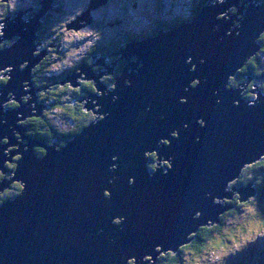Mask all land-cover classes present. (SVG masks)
Here are the masks:
<instances>
[{"label":"water","instance_id":"1","mask_svg":"<svg viewBox=\"0 0 264 264\" xmlns=\"http://www.w3.org/2000/svg\"><path fill=\"white\" fill-rule=\"evenodd\" d=\"M107 1L92 0L91 7ZM212 1L193 20L120 45L114 55L127 63L121 74L108 69L114 88L101 80L96 64L83 63L68 75L63 83L73 87L82 74L94 81L101 95L79 101L103 117L63 145L28 138L17 122L49 107L39 101L33 70L49 53L37 51L53 0L40 1L32 15L33 8L21 9L0 22V72L10 67L0 87V170L8 171L7 161L17 164L12 180L0 182V193L14 182L23 186L0 204V264H157L200 227L220 222L219 214L233 208L220 204L222 198L232 199L234 191L242 201L254 196L252 187L228 191L227 183L264 157V90L255 83L260 92L251 89L257 97L247 98L253 77L237 85L229 80L261 50L264 2ZM85 17L93 22L88 11L79 20ZM10 101L17 106L7 107ZM35 145L46 152L39 155ZM149 153L157 157L154 169Z\"/></svg>","mask_w":264,"mask_h":264},{"label":"rangeland","instance_id":"2","mask_svg":"<svg viewBox=\"0 0 264 264\" xmlns=\"http://www.w3.org/2000/svg\"><path fill=\"white\" fill-rule=\"evenodd\" d=\"M31 1L32 0H0V22L5 19L6 15L15 16L14 13H17L18 10L32 8V4H30V6L28 5L29 3H31ZM59 1H62L59 12L57 11L54 13L52 9L49 11L52 16L45 28L46 39H53L54 45L55 47H57V55H52V59L50 60V64L48 65L50 69L47 73L44 74L46 76L63 75V73H67L73 68H79L85 62V59L91 55L92 48L95 47L107 49L111 44L112 39L119 41V38L126 37L124 36L125 33H127V36L128 34H131L134 37L140 38L141 36H144L146 32L151 31L152 29L155 30V27L160 25L161 23L167 24L168 22H176L175 20H181L180 22L186 21L190 17H192V11L194 7L201 0H109L108 3H103L100 6L94 8L91 7L92 0ZM214 1V3L218 2L219 4H221L226 0ZM245 1L246 0H241L240 7H242V5L249 6V4L251 3H244ZM263 2L264 0H260L259 3H256V5L258 6V4L260 5ZM4 4H9V10L7 12ZM53 5L55 7V1L53 2ZM237 10V8H233L230 12H233L232 14H237ZM86 11H88L90 17H92V23H89L86 17L82 18L83 20H79V18H81ZM224 15L225 13L219 14V17L223 18ZM240 17L243 18L242 15H240ZM228 19H230V17H228ZM175 24L176 23H171L170 26ZM235 25L237 26L239 25V23L237 22ZM262 32H264V30ZM4 43L10 44V41H6ZM42 48L45 47L39 46L37 54L40 53L39 51ZM48 55L49 54H47V56ZM256 55H258V58L264 61V54L258 52ZM255 56H253L251 59H253ZM109 61L111 62H108V65L114 70L116 65L114 63L118 61V64L120 62V58L118 57V59L115 60L110 59ZM98 62L99 61L95 60L92 63V65L96 64V66H94L96 72L100 73L101 71L104 73L108 70L107 66H100V64H97ZM243 68L244 65L241 66L238 71H242ZM9 70L10 67L4 69V71L2 70L0 73L4 74ZM238 74L235 77L230 76V83L232 80L238 77ZM108 75L111 74H104L101 80L105 82L104 78H107ZM65 77L63 80H65ZM78 81H84V75L82 76V78H79ZM246 81H248V79H246ZM193 83L196 84L197 81ZM107 84L109 85V88H114L113 84ZM25 85V90L31 89V86H29V82H25ZM44 85V82L36 85V87L39 89L38 92L41 93V95L39 96V101H44V103L50 105L48 111H53L54 109L50 108L52 105L50 104L51 99L49 97H46L47 94L45 93V91L47 89L44 88ZM254 85L255 83L253 84V86ZM47 87H49V85H47ZM251 89H255V91L258 93L260 92L259 89L255 87H252ZM94 92L95 94L98 93L99 95H101V91H97L95 89ZM256 94L257 93H250L249 91H245L243 93L244 96H249L253 99H256ZM27 95L28 97L30 96L29 94ZM9 103L12 102L10 101ZM81 103H85V101ZM15 107L16 106L11 105L10 109ZM96 109H98V107H96ZM51 116L56 117L57 115ZM95 118L93 115L92 121H95ZM58 119L59 118H57L56 120L54 119V124L58 129L65 130L67 128L74 127V125L70 121H62L61 118L59 121ZM27 121L28 119L17 122L19 125L22 123L25 125L30 124ZM201 121L202 120H200V122ZM25 134L26 136H28L30 134V129L27 128ZM17 141L20 143L22 142V144H27L28 142L26 139H21L20 134H18L17 136ZM3 142V144H7L8 139L3 138ZM20 143H18V145H20ZM18 145L7 147V150H4L5 154L9 156V152L17 150ZM23 148L27 150V146H24ZM149 154L152 155L153 153ZM13 157L14 160H18L19 158H21V155L17 154ZM156 161L157 157L155 158L154 162ZM8 162L9 161H7V163ZM158 163L159 162H157V164ZM160 163L162 166H164L167 161H160ZM15 170L16 169L10 170L12 171L11 173L7 172L6 177L9 176V178H12L15 174ZM237 180H239V178H235L234 180L227 183L228 191H231L233 186L239 188V183ZM6 190L7 189L0 193L1 197H3ZM237 194V191L233 192V196ZM214 201L215 203H218L217 198H215ZM230 202L231 199L222 198V200H220V204L222 205H232L230 204ZM263 209L264 206L262 204L259 205L257 202H253L251 204L242 205L240 207L241 213L239 214L227 216L225 215L223 218L224 221L222 228L217 234L216 246H214V248L210 250V252L202 261H190L189 259V261L184 264H264V262H262L264 255V229H259L257 227L258 223H255V220H258L256 215L259 212H262V214L264 215ZM232 210L233 208H229L228 210H225L224 213L231 212ZM236 212L237 211H235V213ZM224 213H221L219 215H223ZM197 215L199 216L200 214L197 213ZM249 221H252L254 224L250 223L247 225V222ZM114 222L118 223L121 222V220H119V218H115ZM244 227L248 228H246L245 230ZM157 248L158 250H161L160 247Z\"/></svg>","mask_w":264,"mask_h":264},{"label":"trees","instance_id":"3","mask_svg":"<svg viewBox=\"0 0 264 264\" xmlns=\"http://www.w3.org/2000/svg\"><path fill=\"white\" fill-rule=\"evenodd\" d=\"M37 2V5H35V11L32 12L35 13L40 9V1L41 0H34ZM209 0H201L199 1L196 6L194 7L192 11V17H190L188 20H193L198 13L200 12L201 8L208 3ZM62 1L55 0V7L52 9L53 12H59L60 5ZM214 2V0L212 1ZM4 7L6 8V12L9 10V4H4ZM233 13V12H232ZM31 14V15H32ZM52 14L48 13L43 19V24L41 28L39 29L40 38L38 39L40 42H42V46L47 48L49 51V55L46 56L34 69L33 74L34 78L33 81L35 85H38L42 82H44V88L47 89L45 93L47 94L46 97H49L51 99V109H54L53 111H44L41 116H33L28 118V123L30 129V134L33 136V138L42 139L45 141V143L51 144L52 142L56 141L58 144H65L68 139H72L78 132L82 131L87 125H89L93 119V113L87 112L84 108V103H80V101L77 100V97L84 96L86 92L91 93L95 91L94 81H83L81 82L82 86L73 87L69 83H63V79L65 76L69 74L63 73V75H51L46 76L44 75L49 71L48 65L50 64V60L52 59V55H57V47L54 45L53 39H46L45 37V28L47 26V23L51 19ZM176 22L171 23H179L181 20H175ZM170 22L167 24H160L155 27V30L148 31L144 34V36H141L140 38H146L148 36H158V31L164 27L166 29L169 28L171 25ZM2 26L0 23V35L2 33ZM126 36L125 38H119V41L112 39L111 44L108 46L107 49L103 48H92L91 55L85 59V63L92 65V63L96 60L94 58L95 56H107L112 60L117 59V56L114 55L117 50L120 48V45L125 44L127 41H129L131 38H137L132 36L131 34L127 33L124 34ZM137 38V39H140ZM123 41V42H122ZM259 42L261 43L262 47L259 53L264 54V34L261 35L259 38ZM11 45V43L9 44ZM96 54V55H95ZM94 55V56H92ZM112 56V57H111ZM127 62L125 60H120L117 67V74H121L123 72V68ZM79 68L76 67L75 69H71L72 73ZM98 69V68H97ZM43 76V77H42ZM42 77V78H41ZM249 77H253L252 83L249 85V88L247 91L250 92L251 88L253 87L254 83H257L260 85V87L264 90V61H262L260 58H258V55H256L253 59H251L242 69V71L239 72L238 77L231 81V85H237L241 81H246ZM66 78V77H65ZM44 79V81H43ZM106 83L112 84L114 82L115 77L113 74L108 75L107 78H104ZM8 81V78L3 77L0 73V87L6 84ZM49 85V87H47ZM51 85V86H50ZM251 93V92H250ZM41 93L38 92V96H40ZM247 98H250L249 96H246ZM27 100V97H24V101ZM75 101V102H74ZM16 106L17 103L12 102L8 103L7 107ZM56 110V111H55ZM51 115H57L56 117H52ZM59 116V117H58ZM60 121V118L62 121H70L72 124H74L73 128H67L65 130L58 129L56 125L54 124V119ZM36 151L39 154H44L46 152L45 148L42 146L36 147ZM152 159L155 160L156 155H151ZM10 163V162H8ZM6 163L5 165L8 167L9 164ZM10 168H16L17 164L16 161L11 163ZM149 167L151 169L155 168V164L152 161L149 163ZM2 180L3 177H0ZM239 183V187H252L255 190L254 196H252L249 200H241V195L237 194L231 199L230 204L233 205V210L231 212L224 213L223 215L219 216V220L221 222H216L215 224L203 226L200 227V229L193 235L190 236L191 241L189 243H186L182 247H180L178 253H173L172 251L162 253L159 256L157 264H184L187 261H202L205 256L210 252L211 249L216 246L217 242V234L220 232V229L223 225V218L226 215H235L241 213L240 207L242 205L251 204L253 202H257L259 205L262 204L264 206V158L250 166L245 167L243 170L239 180H237ZM22 191V186L20 183H13L11 186V189H7L3 195V197L0 198L2 202L6 201L7 199L15 198L17 195H19ZM264 210V209H263ZM235 211H237L235 213ZM256 217L258 220H255V223H258L257 227L259 229H264V215L262 212H259ZM253 223L252 221L247 222V225ZM254 224V223H253ZM248 227H244L246 230ZM221 236V234H220ZM223 243V242H222ZM147 258L146 260H148ZM264 262V255H263V261ZM130 264H135L133 261L130 262Z\"/></svg>","mask_w":264,"mask_h":264},{"label":"bare ground","instance_id":"4","mask_svg":"<svg viewBox=\"0 0 264 264\" xmlns=\"http://www.w3.org/2000/svg\"><path fill=\"white\" fill-rule=\"evenodd\" d=\"M41 1H42V0H41ZM54 1H55V0H53V2H54ZM108 1H109V0H108ZM108 1H107L106 3H108ZM246 1H248V0H246ZM258 3H259V2H258ZM101 4H102V3H100L98 6H100ZM53 6H54V5H53ZM40 8H41V7H40ZM33 9H34V8H33ZM38 11H40V9H39ZM33 12H34V11H33ZM31 13H32V11H31ZM85 13H86V12H85ZM85 13H84V14H85ZM84 14H83V15H84ZM44 17H45V16H44ZM44 17H43V18H44ZM56 19H57V18H56ZM82 20H83V19H82ZM186 21H189V20H186ZM173 22H174V21H173ZM43 23H44V22H43ZM87 24H88V23H87ZM177 24H178V23H177ZM177 24H175V25H177ZM83 26H85V25H83ZM83 26H82V27H83ZM172 26H174V25H172ZM162 29L167 30V31L169 30V28L166 29V28H164V27H162ZM148 37H149V36H148ZM146 38H147V37H146ZM132 39L142 40L143 38H142V39L131 38L130 40H132ZM38 41H39V40H38ZM127 42H128V41H127ZM127 42H126V43H127ZM10 43H12V42H10ZM67 43H68V42H67ZM78 44H79V43H78ZM8 45H9V44H8ZM123 45H124V44H123ZM123 45H121V47H122ZM123 48H126V47L123 46ZM117 51H119V49H118ZM120 55H121V54H120ZM117 56H118V55H117ZM119 58H120V57H119ZM96 60L100 61V60H99V57H97ZM104 65L107 66L108 69L110 68V66H109V65H106L105 62H104V64H103V66H104ZM101 66H102V65H101ZM129 68H130V67H129ZM94 69H95V68H94ZM109 70H110V69H109ZM111 70L113 71V68H111ZM129 70H130V72H131V69H129ZM133 70H134V69H133ZM33 71H34V70H33ZM78 71H79V69H78ZM78 71H75V72H73V73H79ZM69 72H70V71H69ZM100 72H101V71H100ZM109 72H110V71L107 70V71L104 72V74H108ZM73 73H71V74H73ZM71 74L69 73L68 75H71ZM33 75H34V74H33ZM68 75H67V76H68ZM67 76H66V77H67ZM82 76H83V74H82ZM65 79H66V78H65ZM63 81H64V80H63ZM84 81H85V80H84ZM229 81H230V80H229ZM80 82H83V81H80ZM66 83H69V82H66ZM27 88H28V87H27ZM108 88H109V87H108ZM95 89H96V88H95ZM109 89H112V88H109ZM93 92H94V91H93ZM84 98H85V97H84ZM180 100H183V99H180ZM81 102H83V101H81ZM16 106H17V105H16ZM85 110H86V109H85ZM88 112H92V110H90V111H88ZM92 113H93V112H92ZM93 115H94V118L96 117V118L94 119L95 121H98L99 119H101V118L103 117L102 115H99V114H96V115L93 114ZM22 126L25 127V125H24L23 123H22ZM80 132H81V131H80ZM23 133H24V136H25V132H23ZM68 140H69V139H68ZM164 141H165V139H164V140L160 139V143H163ZM35 146H36V145H35ZM34 150H35V149H34ZM35 152H36V151H35ZM36 153H37V152H36ZM44 153H45V152H44ZM39 155H41V154H39ZM263 158H264V157H263ZM263 158H262V159H263ZM262 159H260V160H262ZM260 160H259V161H260ZM259 161H257V162H259ZM257 162H256V163H257ZM167 164H168V163H167ZM254 164H255V163H254ZM160 165H161V164H160ZM5 166H6V165H5ZM6 168H7L8 171H6V172H4V173H7V172H10V173H11V172H12V171H10V170L8 169L7 166H6ZM13 169H15V168H13ZM13 169H12V170H13ZM0 172H2V171H0ZM2 173H3V172H2ZM13 173H14V172H13ZM8 178H9V176H8L7 178H5V179H8ZM12 178H13V177H12ZM12 178H9V180H12ZM3 180H4V179H3ZM3 180H1V181H3ZM1 181H0V182H1ZM17 183H20V182H17ZM20 184H21V183H20ZM21 185H22V184H21ZM11 186H12V185H9L6 189H8V188L11 189ZM0 197H1V195H0ZM232 199H233V198H232ZM7 200H9V199H7ZM7 200H6V201H7ZM4 202H5V201H4ZM2 203H3V202L0 201V204H2ZM219 221H220V220H219ZM220 222H221V221H220ZM179 252H180V251H179Z\"/></svg>","mask_w":264,"mask_h":264},{"label":"flooded vegetation","instance_id":"5","mask_svg":"<svg viewBox=\"0 0 264 264\" xmlns=\"http://www.w3.org/2000/svg\"><path fill=\"white\" fill-rule=\"evenodd\" d=\"M30 4H32L31 6H33L32 8H34V11H35V5H37V2H35L34 0H32L31 3H29L28 5L30 6ZM24 8H25V7H24ZM31 14H32V13H29L28 15H31ZM104 57L107 58V59H106V64L108 65V62H111V61H109L110 58L107 57V56H104ZM84 63H85V62H84ZM118 65H119V64H116V65H115V68H114V70H113V72H115V74H117L116 71H117V67H118ZM75 71H76V70H75ZM75 71H74V72H75ZM71 73H72V71H70V74H71ZM81 86H82V84H81ZM44 90H45V89H44ZM39 93H40V92H39ZM88 94H89V93L86 92L84 96L82 95V96H80V97H77V100L79 101V99H83V98H84L85 96H87ZM74 102H75V101H74ZM46 110L48 111L47 108L45 109V111H46ZM87 112H88V111H87ZM24 125H25V124H24ZM73 125H74V124H73ZM25 127H27V128L29 129V126H28V125H25ZM25 136H26V135H25ZM28 138H32V139L37 140V141H43L42 139H38V138L36 139V138H33V136H32L31 134L28 135ZM26 140H27V139H26ZM58 144H59V143H58ZM36 147H39V146H35L34 149H35ZM35 151H36V149H35ZM36 152H37V151H36ZM37 153H38V152H37ZM38 154H39V153H38ZM151 159H152V157H151ZM152 160H153V162L155 161L154 159H152ZM11 163H13V162H11ZM11 163H8V164H9V166H8V169H9V170H12V169H13V168H10V167H11V166H10ZM165 166L167 167L168 164L165 163V165H164L163 167H165ZM8 173H10V172H8ZM8 175H9V174H8ZM6 176H7V173H2V172H0V177H3V179H4ZM6 178H7V177H6ZM3 179H2V180H3ZM0 181H1V179H0ZM9 189H10V188H9ZM9 189H8V190H9Z\"/></svg>","mask_w":264,"mask_h":264},{"label":"clouds","instance_id":"6","mask_svg":"<svg viewBox=\"0 0 264 264\" xmlns=\"http://www.w3.org/2000/svg\"><path fill=\"white\" fill-rule=\"evenodd\" d=\"M51 104V103H50Z\"/></svg>","mask_w":264,"mask_h":264}]
</instances>
